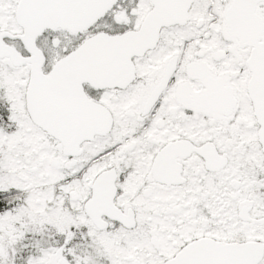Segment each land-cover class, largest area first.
I'll use <instances>...</instances> for the list:
<instances>
[{
    "label": "snow or ice",
    "instance_id": "6c2138e0",
    "mask_svg": "<svg viewBox=\"0 0 264 264\" xmlns=\"http://www.w3.org/2000/svg\"><path fill=\"white\" fill-rule=\"evenodd\" d=\"M0 264H264V0H0Z\"/></svg>",
    "mask_w": 264,
    "mask_h": 264
}]
</instances>
